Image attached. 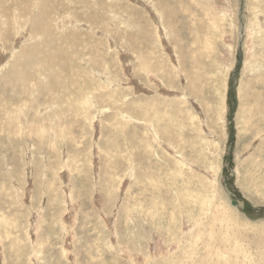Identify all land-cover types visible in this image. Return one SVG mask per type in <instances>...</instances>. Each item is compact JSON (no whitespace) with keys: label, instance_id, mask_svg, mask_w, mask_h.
I'll list each match as a JSON object with an SVG mask.
<instances>
[{"label":"rangeland","instance_id":"374dc122","mask_svg":"<svg viewBox=\"0 0 264 264\" xmlns=\"http://www.w3.org/2000/svg\"><path fill=\"white\" fill-rule=\"evenodd\" d=\"M0 264H264V0H0Z\"/></svg>","mask_w":264,"mask_h":264},{"label":"bare ground","instance_id":"6f19581e","mask_svg":"<svg viewBox=\"0 0 264 264\" xmlns=\"http://www.w3.org/2000/svg\"><path fill=\"white\" fill-rule=\"evenodd\" d=\"M43 13V12H42ZM45 18V17H44ZM251 176V175H250ZM245 181H247V179L245 180ZM251 182H252V179H251ZM248 185H249V183H247ZM221 190V189H220ZM218 197V196H217ZM184 201V203L186 204V205H189V203H190V200H183ZM217 201H219V198H217ZM209 205V204H208ZM189 209H190V207H187L186 208V210H187V212L189 211ZM172 215V214H171ZM169 216V215H168ZM169 218H170V216H169ZM192 247V246H191ZM208 254H209V252H208ZM211 254V253H210ZM226 256V255H225Z\"/></svg>","mask_w":264,"mask_h":264}]
</instances>
